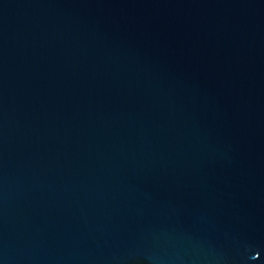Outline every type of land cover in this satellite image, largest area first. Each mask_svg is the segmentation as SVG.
Returning <instances> with one entry per match:
<instances>
[{
  "label": "water",
  "instance_id": "95a60500",
  "mask_svg": "<svg viewBox=\"0 0 264 264\" xmlns=\"http://www.w3.org/2000/svg\"><path fill=\"white\" fill-rule=\"evenodd\" d=\"M0 264H264V0H0Z\"/></svg>",
  "mask_w": 264,
  "mask_h": 264
}]
</instances>
